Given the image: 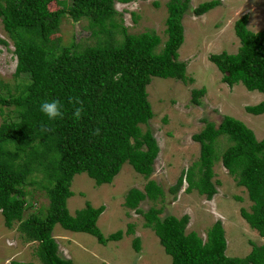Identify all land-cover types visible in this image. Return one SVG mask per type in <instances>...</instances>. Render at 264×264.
<instances>
[{
	"label": "trees",
	"instance_id": "trees-1",
	"mask_svg": "<svg viewBox=\"0 0 264 264\" xmlns=\"http://www.w3.org/2000/svg\"><path fill=\"white\" fill-rule=\"evenodd\" d=\"M55 1L59 0H0V19L14 47V76L29 78L21 93L13 97L2 94L9 92V86L0 81V110L10 106L18 112L15 118L8 117L0 124V213L7 228L18 222V231L37 243V257L42 264H73L58 255V244L52 236L56 225L70 232L87 233L101 245L119 241L124 235L120 230L108 237L101 233L97 220L104 206L94 208L87 202L74 215L69 213L67 200L73 195V177L86 174L97 186L111 184L124 163L146 179L153 173L159 147L153 134L140 127L153 118L147 86L153 77L193 82L186 76L187 63L178 60L184 41L182 19L190 0L166 3L167 38L160 52L156 49L161 39L154 33L129 35L123 29V39L116 43L107 29L117 26L113 21L117 15L115 1L127 4L134 0H70L67 9L50 11L48 6ZM220 4L221 0H210L192 9V13L201 16ZM65 15L75 22L87 20L93 34H105L110 40H99L83 50L74 43L56 48L51 37ZM247 23V15L234 23L240 42L236 53L211 54L208 59L227 86L241 83L248 91L264 93V29L252 32ZM0 44L8 43L0 39ZM117 73L122 75L114 82ZM204 94V88L192 90V103L199 105ZM75 97L83 101L85 108L79 120L73 118L75 105L70 103ZM54 99L61 101L64 115L49 120L41 113L40 104ZM245 110L253 115L264 114V101ZM204 121L205 128L192 136L200 145L199 159L181 174L170 193L175 194L185 179L187 193L195 190L212 200L217 192L215 185L219 184L212 181V168L220 160L252 203L250 211L240 209L241 217L264 237V140H258L243 122L230 116H223L217 125ZM97 127L101 133L95 136L92 132ZM221 135L228 136L232 145L218 157L214 146ZM35 172L42 173L46 180L43 188L48 205L24 218L25 210L33 205L25 198L23 187L33 184L27 179ZM146 199H164L163 189L153 180L147 181L143 191L131 188L124 206L142 215L144 227L154 232L171 257L170 264H264V244H251L250 253L243 258L228 257L221 221L211 226L204 241L195 232L186 233L188 215L160 218L162 208L142 211L139 205ZM125 233L134 235L132 224L127 225ZM132 246L139 252L140 238L135 237Z\"/></svg>",
	"mask_w": 264,
	"mask_h": 264
},
{
	"label": "rangeland",
	"instance_id": "rangeland-1",
	"mask_svg": "<svg viewBox=\"0 0 264 264\" xmlns=\"http://www.w3.org/2000/svg\"><path fill=\"white\" fill-rule=\"evenodd\" d=\"M169 0H134L127 4L115 1L117 15L113 21L116 28L107 26L113 33L116 43L123 39V29L129 35L154 33L161 39L156 49L160 52L167 38L166 24ZM210 0H190V8L183 16L184 41L178 50L179 61L187 63L186 76L193 82L183 83L175 79L153 77L147 86L148 101L153 118L147 125H140L142 131L149 130L159 147L153 164V173L146 179L135 172L129 163H124L111 184L95 185L86 174L73 177L70 190L73 195L67 200L71 215L84 208L88 202L93 207L104 206L97 226L108 237L116 231H122L119 241H108L105 245L87 233L70 232L59 225L53 229L52 236L58 244V255L69 259L73 264H170L168 256L159 243V239L150 228L144 227V218L134 210L124 206V199L131 188L143 191L147 181L153 180L164 191L163 201L145 200L140 203L142 211L162 208L160 218L168 215L180 218L189 216L186 233L195 232L204 241L206 234L216 221H221L228 257L243 258L251 251V244H264V237L250 228L240 215V209L250 211L252 205L243 187L236 185L232 176L223 167L220 160L213 165V182H218L217 192L208 201L197 191L186 192L185 179L179 190L172 194L173 187L181 174L196 163L200 156V145L192 136L205 128V120L216 125L223 116H230L243 122L251 129L258 140H264V114L253 115L246 112V106H254L264 101V93L248 91L241 83L232 87L222 82V74L208 59L211 54L226 52L234 54L240 42L234 32V23L243 15L248 16L247 28L252 32L264 29V0H221V4L201 16H195L192 9ZM70 0H59L49 4L50 11L67 9ZM0 81L9 86L6 96H16L29 83L28 77L14 76L16 58L13 42L3 28L0 19ZM53 46L62 48L74 43L78 50L92 47L99 40H110L105 34H93L88 21H73L68 15L60 20L57 31L52 34ZM205 89L199 105L192 103V90ZM0 124L8 117L15 118L18 112L13 107H2ZM232 145L228 136L221 135L215 142V155L221 157ZM32 183L23 189L26 199L33 206L26 209L24 218L33 211L45 210L48 198L43 185L46 180L42 173L35 172L28 179ZM239 198L240 200H237ZM132 224L134 235H126L127 225ZM19 223L11 228L4 224L0 213V264L13 262L42 264L37 257V243L29 241L18 231ZM140 238V251L133 249L132 241Z\"/></svg>",
	"mask_w": 264,
	"mask_h": 264
},
{
	"label": "clouds",
	"instance_id": "clouds-1",
	"mask_svg": "<svg viewBox=\"0 0 264 264\" xmlns=\"http://www.w3.org/2000/svg\"><path fill=\"white\" fill-rule=\"evenodd\" d=\"M121 73H117L115 76H113V81L118 82ZM70 103L75 105L73 110V118L75 120H79L83 117L85 108L83 105V101L80 100L78 97L70 98ZM63 105L60 100L54 99L51 101H43L40 104V111L41 113L46 116L49 120H56V119H62L63 118V111H62ZM101 130L99 127L95 128L92 132L93 135L98 136L100 135Z\"/></svg>",
	"mask_w": 264,
	"mask_h": 264
},
{
	"label": "crops",
	"instance_id": "crops-1",
	"mask_svg": "<svg viewBox=\"0 0 264 264\" xmlns=\"http://www.w3.org/2000/svg\"><path fill=\"white\" fill-rule=\"evenodd\" d=\"M95 208V207H94ZM98 221V220H97Z\"/></svg>",
	"mask_w": 264,
	"mask_h": 264
}]
</instances>
